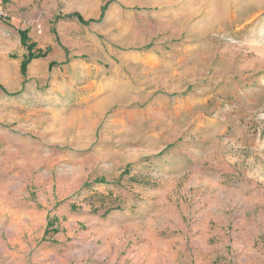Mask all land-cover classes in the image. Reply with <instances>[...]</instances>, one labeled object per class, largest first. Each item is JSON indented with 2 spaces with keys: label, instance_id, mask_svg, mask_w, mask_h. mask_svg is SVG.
<instances>
[{
  "label": "rangeland",
  "instance_id": "rangeland-1",
  "mask_svg": "<svg viewBox=\"0 0 264 264\" xmlns=\"http://www.w3.org/2000/svg\"><path fill=\"white\" fill-rule=\"evenodd\" d=\"M0 6V264H264V0Z\"/></svg>",
  "mask_w": 264,
  "mask_h": 264
},
{
  "label": "trees",
  "instance_id": "trees-1",
  "mask_svg": "<svg viewBox=\"0 0 264 264\" xmlns=\"http://www.w3.org/2000/svg\"><path fill=\"white\" fill-rule=\"evenodd\" d=\"M107 7H108V4L103 8V13H102L100 21L103 19L104 13L107 10ZM68 18L70 19L77 18L82 24H86L84 19L78 14L70 15ZM90 22L93 23L95 21H90ZM19 34L21 37L22 45H24V47L27 49V52H28L22 64V68H21L22 74L26 75L27 67L30 64V62L36 58L44 57V54L42 52L35 54L34 49L36 48V45L33 43H29L28 33L26 31H22Z\"/></svg>",
  "mask_w": 264,
  "mask_h": 264
},
{
  "label": "built area",
  "instance_id": "built-area-1",
  "mask_svg": "<svg viewBox=\"0 0 264 264\" xmlns=\"http://www.w3.org/2000/svg\"><path fill=\"white\" fill-rule=\"evenodd\" d=\"M8 17H9V15L5 11V9H3V7L0 6V22L5 23V21L8 19Z\"/></svg>",
  "mask_w": 264,
  "mask_h": 264
},
{
  "label": "crops",
  "instance_id": "crops-1",
  "mask_svg": "<svg viewBox=\"0 0 264 264\" xmlns=\"http://www.w3.org/2000/svg\"><path fill=\"white\" fill-rule=\"evenodd\" d=\"M253 15H254V14H252V16H253ZM1 26H7V25H6V23L0 22V27H1ZM163 55H165V54H163Z\"/></svg>",
  "mask_w": 264,
  "mask_h": 264
}]
</instances>
